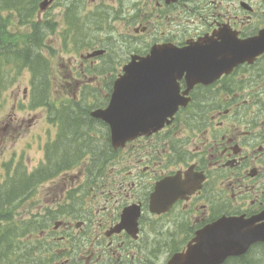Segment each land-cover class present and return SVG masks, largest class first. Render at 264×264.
<instances>
[{"label": "flooded vegetation", "instance_id": "flooded-vegetation-1", "mask_svg": "<svg viewBox=\"0 0 264 264\" xmlns=\"http://www.w3.org/2000/svg\"><path fill=\"white\" fill-rule=\"evenodd\" d=\"M91 1L94 5L97 2ZM87 3L93 6L90 0ZM119 12L117 20L125 29L120 33L121 40L128 36L134 40L146 34L150 48L159 44L183 48L194 41L201 55L210 47L223 51L225 55L221 58L231 55L234 59V45L238 42L255 43L259 39L257 44L264 45V0H120ZM104 50L106 55L107 48ZM145 51L131 54L144 55L148 50ZM94 58H86L89 66L87 70L80 67L81 77L111 71L105 70L106 67L93 69L98 64ZM210 63H203L204 72L216 64ZM162 82L165 84L167 80L163 78ZM192 84L187 83L183 73L174 82V88L184 98L185 106L161 132L128 145L150 142V157L146 160L150 161L152 175L147 204L138 196L136 202L132 194H125L115 200L117 210L112 208L108 212L112 192L109 191L110 195L98 192L105 181L84 183L82 186L89 190L85 200L91 201L74 224L54 219L52 211L36 217L39 227L46 228L47 223L52 227L42 229L40 252L25 264H157L155 253L165 250L172 255L185 250L196 232L220 217H241L251 220L252 226L259 230L264 228V50L225 68L218 78ZM112 86V83L105 85L107 92L112 91ZM79 174L78 178L85 177L83 172ZM136 177L139 182L140 174ZM166 177H177L185 189L195 185V190L174 200L163 214L149 212V196L151 202L155 184ZM125 182H118L119 187L137 190L139 183L126 186ZM70 193L64 189L63 200ZM106 196L109 200H104L102 208L95 209L100 204L91 207V203ZM130 204L140 206L135 231L129 223L120 224L123 209ZM255 237L245 254L228 258L222 264H264V234L256 241ZM180 242L184 244L180 246Z\"/></svg>", "mask_w": 264, "mask_h": 264}, {"label": "rangeland", "instance_id": "rangeland-1", "mask_svg": "<svg viewBox=\"0 0 264 264\" xmlns=\"http://www.w3.org/2000/svg\"><path fill=\"white\" fill-rule=\"evenodd\" d=\"M87 1L89 0H82L81 6L74 15V22L82 29L83 34L87 35L86 39L80 36L78 42L73 46L75 40L72 38L68 42L71 46H64L62 49L57 35L51 39V36H48L50 40L46 38L41 49L42 55L49 59V86L45 90V95L49 98L47 107L34 103L42 87L41 83L37 82L39 80L36 79V76L27 66L19 67L11 64L2 69V72L5 73L3 80L0 81L1 204L2 198L9 193L14 185L26 182L27 179L32 177L33 170L49 172L53 169L52 163L62 157L58 153L52 154L53 152H51V155L50 152L47 153L49 158L44 157L48 146L53 145L60 137L58 125L52 123L53 117L56 115V109H59L57 115H61L63 111L67 113L72 109H76V106L80 104L84 108L91 109L95 108V106L102 107L109 98V91L107 92L105 85L113 84L122 70V65L127 62L128 55L132 51H145L148 47L144 44H150V38L146 34L139 35L138 38H135L137 40L129 38L121 40L120 33L125 31V29H122L121 23L117 20L118 13H120V0H97L95 5L90 0L93 6H89ZM68 3L69 0H61L59 4L52 6L43 13L38 14L36 12L37 20L57 21L59 23L57 30L62 31L64 27L63 20H65L67 15L65 6H68ZM124 6H128L127 3H124ZM100 11L103 13L102 16H99ZM106 11L110 12L109 19H107L109 22L102 23L104 12ZM9 21L7 22L9 31H13L9 38H12L13 42L16 41L13 37L25 34H28L31 38L33 30L29 31L28 23L20 24L18 17L14 13H11ZM136 27H139V25H136ZM128 32L132 33L130 30ZM70 35H73V31L70 32ZM108 36L112 41L108 40L105 44L104 39ZM17 43L16 41V46ZM92 47H94L96 52L107 48L106 55L92 59H97L98 61L97 66L93 69L106 67L105 70L111 69V71H104L105 73L101 75L96 72L87 73V76L83 79L86 87L82 89L83 83H77L75 86L74 82L81 78L78 72L81 66L85 70L88 69V59L85 60L83 57L86 53L92 51ZM85 57L91 58V56ZM89 88H94L95 90L92 91ZM71 100L72 102L69 103ZM98 128L104 132V128L97 126ZM95 131L96 139H98L101 133L98 130ZM134 146H129L119 152L115 162L104 164V172L98 176V180L105 181V186L98 192H105L106 195H110L109 191L112 192L113 200H110L107 204L108 212L110 209L115 208V200L124 198L125 194H132L133 196L131 197L136 202L138 201V196L142 198L144 204H147V196L150 194V175H152L150 161L146 160L150 157V142H138ZM50 151L53 150L50 149ZM83 151V154L78 155L75 159L70 158V165L64 167L62 172L57 174L56 171H51L46 174V178L38 181L32 187V191L28 189L23 192L18 191V193L17 190H15V193L11 192L14 197L9 196L11 201L6 207L9 211L5 213V217L9 221H0V227L4 231H8V235H10V239H8L10 247H7L9 248L8 252L4 255V260H0V264H25L32 261L33 252H40L38 246L41 245L39 240L41 231L42 229L51 228L52 225L47 223L46 228L39 227V224H36L38 221L36 217H41L50 211L56 214V211H60L63 208L65 209L60 214H68H58L59 216L56 215L54 219L73 221L74 224L78 221L76 219L82 217L79 214L80 210L83 211L87 208L91 200H85L87 194H89L87 190L79 192V189L84 187L82 185L85 180L81 177L78 178V176H80L79 173L87 165L96 166L100 162L98 155L94 157L92 162L91 152L87 148ZM113 159L111 158V160ZM45 160H49L52 165H48ZM141 160H143L142 163ZM44 162L46 163L44 164ZM138 173L141 177L139 182L136 177ZM125 180L126 186L131 185L129 183L132 182L139 183L136 187L139 191L129 187H126L127 189L120 188L118 182ZM64 189L73 193V196L63 200L62 191ZM140 193L142 194L140 195ZM105 199L109 200V197L106 196L100 201H94L91 203V207L92 205L96 207L97 204H100L95 209L102 208L104 205L101 206V204H106ZM4 206L6 205L2 204V208ZM114 210H117V208ZM105 224L103 223V225ZM15 225L21 226V228H8L9 226L13 228ZM152 238L153 236L150 235V240ZM179 244L182 246L184 242ZM163 251L164 253H160L158 259L156 258L155 260L157 264H163L169 255L166 254L165 250ZM52 259L54 260V255Z\"/></svg>", "mask_w": 264, "mask_h": 264}, {"label": "water", "instance_id": "water-1", "mask_svg": "<svg viewBox=\"0 0 264 264\" xmlns=\"http://www.w3.org/2000/svg\"><path fill=\"white\" fill-rule=\"evenodd\" d=\"M50 2L43 3L41 8L45 9ZM234 46L237 49L233 52L234 59L231 55L221 58L225 53L210 47L205 55H201L199 46L195 43L181 50L166 45L154 46L145 57L132 56L130 62L123 67L124 74L113 85L107 108L96 110L91 116L109 125L111 145L115 150L123 148L126 142L137 137L148 136L159 130L166 118L173 116L178 106L185 104L174 88V82L183 73H186L188 84L204 83L206 78L213 80L225 68H231L245 57L251 56L247 52L250 47L247 42ZM262 50L264 46L259 52ZM251 54L255 55L257 52ZM207 62L216 64L204 72L203 63ZM163 78L167 80L165 84L162 82ZM163 85L166 86L165 92ZM188 188H183L177 177L162 180L155 186L149 209L157 214L166 212L174 200L191 194L195 185ZM138 217L137 210L128 213L127 209L122 214L120 224L125 226L129 223L135 231ZM261 233L264 234V228H255L251 220L220 219L197 232L186 251L174 254L167 264H222L229 256L243 254L255 234L256 241L261 239Z\"/></svg>", "mask_w": 264, "mask_h": 264}, {"label": "trees", "instance_id": "trees-1", "mask_svg": "<svg viewBox=\"0 0 264 264\" xmlns=\"http://www.w3.org/2000/svg\"><path fill=\"white\" fill-rule=\"evenodd\" d=\"M39 1L40 0H0V81L3 80V75L5 72H2V69L4 67L11 64L19 67L27 66L39 80L38 82L41 83L43 89L41 94L37 96V100L34 103L37 102L41 106L47 107L49 104V98H47L45 95V90L49 86L48 63L38 51L40 44H44L45 35L40 32L41 28H43V25L34 23V15L36 14L37 4ZM11 13H14L18 17L20 24L24 25L25 23H31L33 30L31 38L29 35L17 37L12 36L18 42L17 46L16 41L13 42L12 38H9V35L13 33V31H9V25L7 23L10 22L9 19ZM51 25V21H48L46 22L45 26L47 29L54 31L56 25L52 29ZM68 34H70V31H65V37H67ZM90 110L91 108H84L80 104L76 106V109H72L67 113L63 111L61 115H57L59 122L61 119L62 138L51 145V148L56 154L58 153L59 156L62 157H60V160L52 163V172L59 171L63 165H66V163L70 165V158L75 159V157L78 155H82L85 148L91 152L92 162L94 161V157L97 155L99 157L98 159H100V162L97 164V168L95 167L97 174L102 173L104 164H108L112 161L111 158L116 157V153L112 151L110 146L108 133L96 139L97 136L95 135V126L98 125L97 123L99 121L89 117ZM100 125L104 127L102 123H100ZM93 141L95 142L92 143ZM96 142H98L97 145ZM47 157L49 158L48 154ZM47 164H51L49 160H47ZM89 174H92L91 170L89 171ZM27 187L28 184L26 182H20L14 185L13 188L10 189L9 193H7L2 198V204L6 206L2 208V204L0 203V221H9V219H6L7 217H5V213L9 211V209L6 208L7 204L11 201L9 196H13L12 193H15V190H17V193L18 191H25L27 190ZM14 227L15 226H13V228L9 226L8 228L14 229ZM16 228H18V226ZM6 232L8 231H4L1 228V261L4 260V255L9 249H2L4 247H9L8 239H10V235H8Z\"/></svg>", "mask_w": 264, "mask_h": 264}]
</instances>
